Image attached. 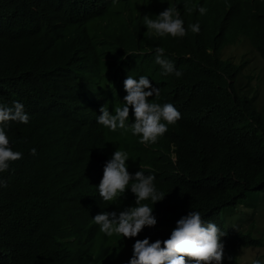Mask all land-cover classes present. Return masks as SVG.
<instances>
[{
	"label": "trees",
	"instance_id": "1",
	"mask_svg": "<svg viewBox=\"0 0 264 264\" xmlns=\"http://www.w3.org/2000/svg\"><path fill=\"white\" fill-rule=\"evenodd\" d=\"M150 1L162 5L173 2L186 24L200 25L198 34L188 30L183 38H171L180 77L162 76L159 67L150 61L143 12L129 13L133 32L121 41L118 35L124 25L119 12L108 9L104 15L118 24L100 21L93 34L109 35L115 43L97 47L91 35L78 39L73 34L75 27L78 34L83 33L82 26H76L77 15L64 12L51 0H39L31 6L24 0H0V105L22 103L29 116L27 124L9 122L4 126L10 147L23 155L8 171L0 173V179L6 182V186H0V256L3 248L15 243L35 248L41 264L59 256H64L61 264H81L79 255L94 246L127 248L120 237H107L98 225L90 223L93 211L105 209L97 200L80 199L86 225L51 222L63 187L52 180L49 170L31 164L63 163L65 149L55 145L58 139H65L66 146L72 143L69 153L76 155L84 140L83 127L79 126L82 124L99 134L100 145L127 140L137 151L147 150L130 131L111 132L96 122L101 106L106 104L111 109L118 104V78L100 74L82 62L77 57L80 54L129 63L137 79L146 76L148 66L156 80L151 77L154 86L160 89L159 97L181 113L171 133L153 145L167 150L172 143L177 169L201 182L203 190L164 198L154 204L157 214L170 218L184 208H196L206 215L221 213L239 203L249 191L264 192V118L249 100L242 103L230 97L227 91L232 83L228 81L235 80L238 68L218 56L222 45L233 40L232 34L243 33L264 62V0H149L145 4ZM199 7H205L206 14L200 15ZM161 41L166 43L165 39ZM122 46L130 52L123 60ZM182 54L190 57L183 58ZM192 58L196 62L192 63ZM49 136L50 145H41ZM33 148L35 156L30 154ZM23 181L40 187L45 202L52 205L47 217L44 206L31 202L17 187ZM126 203L127 199L121 200L117 207ZM172 229L162 232L144 228L127 241L133 246L136 239L165 240ZM250 241L259 243L258 239ZM5 253L13 259L11 250ZM234 263L231 252H224L222 264Z\"/></svg>",
	"mask_w": 264,
	"mask_h": 264
},
{
	"label": "clouds",
	"instance_id": "2",
	"mask_svg": "<svg viewBox=\"0 0 264 264\" xmlns=\"http://www.w3.org/2000/svg\"><path fill=\"white\" fill-rule=\"evenodd\" d=\"M29 6L39 0H24ZM66 13H74L78 17L77 25H81L82 34H73L78 39H84L87 34L97 47H110L115 40L109 35H94L95 26L102 23L118 24V21L104 15L108 9L119 12L124 31L118 36L123 41L133 32L129 20V13L143 12V32L149 38L151 57L150 61L159 67L162 76L171 75L180 77L182 73L175 68V59L178 55L171 38H183L187 31L198 34L199 23H185L180 16L176 5L153 4L149 0H67L54 1ZM18 2V0H16ZM191 12L192 9L188 8ZM200 15L207 12L205 7H199ZM233 40L226 42L219 50L220 59L225 45L246 40L261 68L264 62L251 46L246 34L234 33ZM156 37H159L156 40ZM161 39H165L166 43ZM211 52L210 50H207ZM121 60L130 52L124 46L120 47ZM141 52V51H137ZM77 57L85 64L90 65L100 74H113L118 78V104L111 109L101 106L95 117L96 122L111 132L122 130L130 131L138 142L147 148L137 151L129 141H119L114 145L103 146L97 142L99 134L87 124L83 127L84 140L79 144L76 155H70L72 143L65 145V139H58L54 143L65 149L63 163H31L38 169H47L51 178L62 185L63 193L54 207L51 222L81 223L84 210L80 199L97 200L105 209L96 210L90 214V223L99 226V231L107 237L117 236L127 246L123 247L98 245L79 255L81 264H222L224 252L230 253L234 264H262L255 259L257 255H247L246 248H262L264 250V211L256 212L245 206L244 198L231 208H225L215 214L206 215L196 208L177 210L170 218L157 214L154 204L164 198L177 196L187 190L202 191L201 182L193 180L176 167V156L173 144L168 149L157 148L153 144L165 135L171 133L174 125L182 118L181 113L171 103H164L160 89L154 86L153 76L149 67H146V76L137 79L131 71L129 63L122 61L109 62L104 58L80 54ZM181 57L189 58V54ZM192 63L196 62L191 59ZM231 61L230 59H228ZM232 62V61H231ZM238 68V73L228 88L231 98H237L242 103L249 100L255 112L264 118L255 105V94H246L236 82L245 62H232ZM256 76V75H255ZM152 77V78H151ZM154 79V78H153ZM155 80V79H154ZM156 81V80H155ZM158 82V81H157ZM9 122L27 124L29 116L24 105L14 102L11 107L0 105V173L8 171L9 167L22 159V153L13 151L4 126ZM67 140L69 137L66 138ZM50 136L41 145L49 146ZM36 155V150H31ZM0 186L6 182L0 179ZM31 202H39L45 208V217L49 215L51 204L45 202L40 187L32 181H23L17 185ZM253 192V191H249ZM264 195V192L257 191ZM70 193H74L71 196ZM248 193V192H247ZM246 193V195H247ZM245 195V196H246ZM127 203L117 207L121 200ZM109 205L112 207L106 208ZM163 209V208H162ZM161 209V210H162ZM264 210V209H263ZM230 212L235 216L236 223L233 229H228L223 222V214ZM86 225V224H85ZM144 228L148 231H164L173 228L165 240L156 239L150 242L149 238L136 239L133 246L127 239L135 238ZM227 236V239H224ZM250 239H258L255 244ZM12 251L9 259L5 250ZM244 249L246 255H244ZM0 264H41L39 254L33 247H24L13 244L3 248ZM64 256L57 257L47 264H61ZM238 259L241 262H238ZM255 259V260H254Z\"/></svg>",
	"mask_w": 264,
	"mask_h": 264
},
{
	"label": "rangeland",
	"instance_id": "3",
	"mask_svg": "<svg viewBox=\"0 0 264 264\" xmlns=\"http://www.w3.org/2000/svg\"><path fill=\"white\" fill-rule=\"evenodd\" d=\"M221 56L230 59L234 63L245 62L236 82L239 83L246 94H255V105L264 114V68H261V63L250 51L246 40L225 45ZM243 202L248 209H256V212H261L262 215V211H264V195L262 193L248 192ZM222 219L228 229L234 228L236 218L230 212H225ZM246 250L248 256L255 254L257 255L255 259L261 260L264 264V250L262 248H246ZM246 252L244 249V255H246ZM238 262L241 261L238 259ZM249 264H252V262Z\"/></svg>",
	"mask_w": 264,
	"mask_h": 264
}]
</instances>
